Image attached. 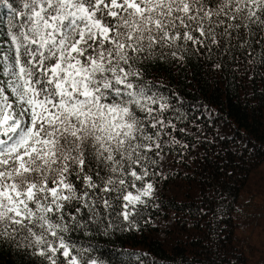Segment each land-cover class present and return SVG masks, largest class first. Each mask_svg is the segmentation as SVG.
I'll list each match as a JSON object with an SVG mask.
<instances>
[{"label":"snow or ice","instance_id":"obj_1","mask_svg":"<svg viewBox=\"0 0 264 264\" xmlns=\"http://www.w3.org/2000/svg\"><path fill=\"white\" fill-rule=\"evenodd\" d=\"M0 7L8 21L7 47L0 43V238L26 232L49 264H58L57 254L63 264H98L65 239L68 221L97 200L111 208L105 195L114 192L128 221L153 190L137 187L148 175L142 162L170 126L161 118L169 105L134 65L189 42L216 44L217 28L230 36L264 26V0H0Z\"/></svg>","mask_w":264,"mask_h":264},{"label":"trees","instance_id":"obj_2","mask_svg":"<svg viewBox=\"0 0 264 264\" xmlns=\"http://www.w3.org/2000/svg\"><path fill=\"white\" fill-rule=\"evenodd\" d=\"M5 12L0 7L6 48ZM229 31L217 28L216 44L189 42L134 65L151 93L169 105L161 118L170 126L142 162L148 175L137 187L152 183L153 190L128 221L119 215L115 192L105 195L111 208L97 200L91 212L82 209L68 221L65 239L86 250L84 258L98 264H264V253L236 230L255 219L243 216L257 204V184L249 185L264 161V26ZM32 241L26 232L0 238V264H49Z\"/></svg>","mask_w":264,"mask_h":264},{"label":"rangeland","instance_id":"obj_3","mask_svg":"<svg viewBox=\"0 0 264 264\" xmlns=\"http://www.w3.org/2000/svg\"><path fill=\"white\" fill-rule=\"evenodd\" d=\"M260 171L255 182H251L249 187H254L257 184L258 187V197L256 199V205L249 209L247 215L243 216V220L255 215L253 222L243 221L241 225L237 227V232L239 235L249 239L259 250V252L264 253V161L258 166Z\"/></svg>","mask_w":264,"mask_h":264}]
</instances>
